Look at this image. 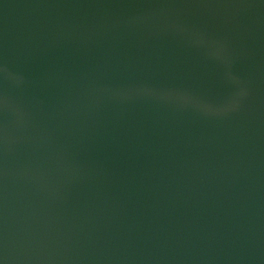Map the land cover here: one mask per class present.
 <instances>
[{
    "label": "water",
    "instance_id": "95a60500",
    "mask_svg": "<svg viewBox=\"0 0 264 264\" xmlns=\"http://www.w3.org/2000/svg\"><path fill=\"white\" fill-rule=\"evenodd\" d=\"M0 264H264V0H0Z\"/></svg>",
    "mask_w": 264,
    "mask_h": 264
}]
</instances>
